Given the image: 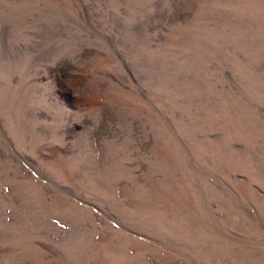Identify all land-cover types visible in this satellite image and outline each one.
Here are the masks:
<instances>
[{"label": "rangeland", "instance_id": "374dc122", "mask_svg": "<svg viewBox=\"0 0 264 264\" xmlns=\"http://www.w3.org/2000/svg\"><path fill=\"white\" fill-rule=\"evenodd\" d=\"M0 264H264V0H0Z\"/></svg>", "mask_w": 264, "mask_h": 264}]
</instances>
